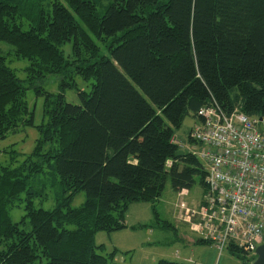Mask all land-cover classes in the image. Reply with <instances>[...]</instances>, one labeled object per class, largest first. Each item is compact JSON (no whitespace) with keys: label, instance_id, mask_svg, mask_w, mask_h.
<instances>
[{"label":"trees","instance_id":"trees-1","mask_svg":"<svg viewBox=\"0 0 264 264\" xmlns=\"http://www.w3.org/2000/svg\"><path fill=\"white\" fill-rule=\"evenodd\" d=\"M102 1L0 0V41L30 62V85L49 74L64 76L67 87L74 74L93 80L81 104L44 91L36 125L28 87L0 48V141L21 126L40 134L18 164L16 149L14 162H0V264L113 263L117 251L100 254L96 234L129 227L131 204L156 203L168 181L179 193L200 177L206 191L203 162L192 151L177 156L173 140L189 115L216 104L264 117V0ZM71 42L69 60L61 46ZM46 166L58 186L53 209L36 207L42 191L29 184ZM80 191L85 202L73 207ZM23 192L26 214L14 222Z\"/></svg>","mask_w":264,"mask_h":264},{"label":"rangeland","instance_id":"rangeland-1","mask_svg":"<svg viewBox=\"0 0 264 264\" xmlns=\"http://www.w3.org/2000/svg\"><path fill=\"white\" fill-rule=\"evenodd\" d=\"M109 1L103 0L102 5H108ZM104 6L100 5V13L104 12ZM76 18L78 17L76 16ZM100 46L103 55L110 54L105 43H100ZM0 48L3 49L4 54L7 56L8 65L16 69L18 76L24 80V85L28 87L26 101H28L31 111L34 112L36 125H40L44 121V106L46 103L44 91L56 95L63 92L65 99L69 103L81 104L80 91L90 92L93 88V80L83 79L81 75L77 74L73 75L74 80H66L68 82H75L73 87L62 85V82L65 81L64 76L56 74H49L43 79L36 80L33 85H30L27 78V70H25L30 62L27 59H19L15 55H12L10 53L12 46L4 41H0ZM61 49L69 60L74 58L73 42L62 45ZM197 124H199L198 117L189 115L184 123L175 130L174 138L180 141L183 145V150L188 153L192 151L194 144L190 139V133ZM39 136L40 134H38L36 127L21 126L16 133L10 134L5 140L0 141V162L3 165L14 162L15 158H12L14 155L12 151L16 149L22 153V156L19 155L15 163L18 164L23 159L22 157L30 154ZM5 150L7 152H4ZM45 168L46 173L33 176L29 184L36 190L42 191L41 196L34 198L36 207L53 209L57 204L58 186L54 183V179H52L51 168H48V166ZM165 186L156 203L148 201L136 202L127 210L129 211V222L134 224L136 222L135 219L138 218L144 221V223L135 225L134 230L127 232L132 235L131 240L128 241V244L132 246V250L118 252L114 262L111 264H153L163 258L170 261L188 262L186 257L190 256L194 257L195 264H244L243 262L248 261V259L251 258L253 260L256 258V254L250 257L245 256L242 252L238 255L234 254L229 247L220 252L211 243L202 244L196 242L192 247L185 245L187 242L182 241L183 235H186L189 239H194L195 237H199L200 234L191 231L188 225L177 219L179 212L176 204L180 202L181 197L178 196V192L173 189L169 181ZM203 192H205V189L200 184V177H197L195 186L188 191L187 196H184V200L192 207L202 200ZM26 196L27 192H23L21 195L22 201L17 202V206L10 212V216H12L14 222H20L26 214ZM85 199L86 192L80 191L73 198L71 205L78 207L85 202ZM113 238L114 235L105 231L96 234V244H103L104 246L103 250L98 251L100 254L109 255L113 252V246H111ZM119 240H121V237ZM179 250L181 251L180 255L176 254V251Z\"/></svg>","mask_w":264,"mask_h":264},{"label":"built area","instance_id":"built-area-1","mask_svg":"<svg viewBox=\"0 0 264 264\" xmlns=\"http://www.w3.org/2000/svg\"><path fill=\"white\" fill-rule=\"evenodd\" d=\"M197 116L190 138L208 173L207 189L198 205L181 201L180 218L220 252L232 246L256 254L264 242V117L227 114L216 104Z\"/></svg>","mask_w":264,"mask_h":264},{"label":"crops","instance_id":"crops-1","mask_svg":"<svg viewBox=\"0 0 264 264\" xmlns=\"http://www.w3.org/2000/svg\"><path fill=\"white\" fill-rule=\"evenodd\" d=\"M175 139V138H174ZM176 140V139H175ZM176 141H179V140H176ZM180 142V141H179ZM184 191V196H187L188 195V190H183ZM181 193V192H180ZM180 193H178V196L179 197H181L180 196ZM205 195V192H203V197H202V200L200 201V202H198V204H200L202 201H203V198L205 197L204 196ZM183 196V197H184ZM183 197H181L180 198V202L179 203H177L176 204V208H178V212H179V214H178V216H177V219L178 220H180V222L182 221V223H184V224H186V225H188L189 226V224L187 223V222H185L182 218H180V212H181V208H179V204L181 203V201L183 200V201H185L184 200V198ZM186 202V201H185ZM136 203V202H135ZM187 203V202H186ZM188 204V203H187ZM198 204H196V205H198ZM134 204H131L130 205V207L131 206H133ZM189 205V204H188ZM130 207L127 209V210H129L130 209ZM126 210V213H125V222L128 224V226L129 227H127V228H124V230H120V231H113L112 233H110V234H112V235H114V238H113V242H112V245L111 246H113V252H114V250L115 251H117V253L118 252H120V251H130V250H132V246L131 245H129L128 244V241L129 240H131V238H132V235H131V233H127V232H130V231H132V230H134V228H132V227H135V225H137V224H143L144 223V221H141L140 219H135L136 220V222L134 223V224H132L131 222H129L128 221V212L129 211H127ZM137 222H139V223H137ZM177 228V227H176ZM189 229H190V226H189ZM191 230V229H190ZM192 231V230H191ZM196 232V231H195ZM119 233H123V234H119ZM199 234V233H198ZM120 237H121V240H119L120 239ZM182 241H186L187 243H185V245H188V247H192V245L194 244V243H199L198 242V240L199 239H203L202 237H201V235L199 236V237H195L194 239L192 238V239H189V238H187V236L186 235H183L182 236ZM216 248V247H215ZM193 251V250H192ZM181 251L179 250V251H176V254H178V255H180L179 253H180ZM186 260H188V262L189 263H191L192 261H193V263H191V264H195V261H194V257L193 256H190V257H186ZM191 261V262H190Z\"/></svg>","mask_w":264,"mask_h":264},{"label":"water","instance_id":"water-1","mask_svg":"<svg viewBox=\"0 0 264 264\" xmlns=\"http://www.w3.org/2000/svg\"><path fill=\"white\" fill-rule=\"evenodd\" d=\"M185 153L184 150L179 149L177 156L184 155ZM256 255V258L249 264H264V242L256 249Z\"/></svg>","mask_w":264,"mask_h":264}]
</instances>
